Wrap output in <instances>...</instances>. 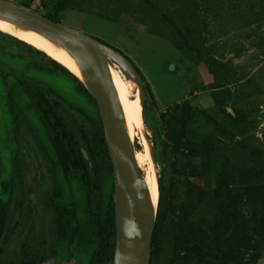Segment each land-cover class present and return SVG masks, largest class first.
<instances>
[{
  "label": "rangeland",
  "instance_id": "obj_1",
  "mask_svg": "<svg viewBox=\"0 0 264 264\" xmlns=\"http://www.w3.org/2000/svg\"><path fill=\"white\" fill-rule=\"evenodd\" d=\"M10 1L21 5L27 3L29 8L43 15L48 11L57 13L60 23L83 30L119 49L137 65L154 95V103L144 106L142 128L151 151L144 152L140 131L135 136L136 158L150 188L152 175L149 167L153 160L158 186L163 180L164 186L168 187L173 177L178 201L185 192L187 180L192 179L191 169L199 161L195 148L176 151L168 146L164 149L161 139L164 130L169 129L174 138L179 133V114H167L169 108L189 99L193 106L214 113L210 88L213 76L198 64L193 53H187L183 42L181 45L175 43L176 38H183L176 36L167 20L161 19L160 10L167 12L168 18L178 16L176 22L179 25L185 22L194 29L196 46L204 56L229 64L228 85L235 91L239 89V93L228 99L226 110L229 113H234L235 108L250 111L251 119L258 124L248 131L247 140L264 149V0H151L159 5L158 12L153 10L151 16L142 19L124 12L118 21L80 12L71 0ZM95 1L100 3L102 0ZM110 5L107 6L113 4ZM135 9L139 11L141 4ZM180 14L183 18H179ZM158 25L161 30L157 29ZM0 31L24 41L0 33V199L8 201L14 196L9 210L8 204H1L3 213L9 211L4 236L9 231L11 233L7 241L0 242V264L18 258V240L24 237L33 221L35 234H40L46 224V232L57 252L40 264H88L93 245L74 239L71 228L65 226L60 214L46 210L42 201L44 192L63 185V197L59 201L65 199L64 202L70 203L75 200L78 215L84 218V190L77 182L69 186L63 181L56 161L50 155L43 121L27 94L18 88V80L20 76L32 79L77 115L83 113L95 118L99 110L74 77L52 69L47 57L38 54L33 45L12 30L0 28ZM113 68L126 79L133 97L135 82L116 64ZM11 105L15 113H12ZM161 114H166L164 120H161ZM203 136L199 121L191 122L188 138L198 144ZM223 153L238 162L231 150ZM113 182V173L104 174V198L110 195ZM55 219L58 222L55 223ZM235 263L264 264V246L258 251L248 250L246 256Z\"/></svg>",
  "mask_w": 264,
  "mask_h": 264
},
{
  "label": "trees",
  "instance_id": "obj_2",
  "mask_svg": "<svg viewBox=\"0 0 264 264\" xmlns=\"http://www.w3.org/2000/svg\"><path fill=\"white\" fill-rule=\"evenodd\" d=\"M71 2L80 12L113 21H118L124 12L142 19L151 16L153 10H160L159 5L151 0ZM22 4L30 7L27 3ZM140 4L141 9L137 11L135 8ZM160 12L163 14L161 19L170 23L176 36L183 38H176L175 43L181 45L183 42L187 53H193L198 64L213 76L210 88L214 113L193 106L189 99L168 110L167 114H179V133L174 138L169 129L164 130L161 138L164 149L168 146L176 151L195 148L199 161L191 169L192 179L187 180L185 192L178 201L174 178L168 187L160 180L151 264H236V261L246 256L248 250L258 251L264 246V149L247 140L248 131L258 123L254 118L251 119L252 114L247 109L235 108L234 113L226 110L228 99H233L234 94L239 93V89L235 91L228 85L229 64L204 56L196 46L194 29L185 22L179 25L176 22L178 16L168 18L167 12ZM45 16L60 22L55 12L48 11ZM157 29L161 30V26L158 25ZM0 33L12 36L2 31ZM36 52L51 61L52 69L62 70L74 77L98 109L95 98L71 71L41 50L37 49ZM30 62L36 65L32 60ZM18 82V88L27 94L43 121L51 152L49 154L56 161L63 181H67L69 186L74 182L82 186L86 215L84 218L79 217L75 200L70 203L64 202L65 199L59 201L63 197V185L43 193L44 207L55 215L60 214L65 226L71 228L74 239L93 245L88 264H114V182L107 198H104L102 191L104 174L113 173V166L99 112L95 118L83 113L77 115L32 79L20 76ZM145 89L147 97L144 106L147 107L154 103V95L147 82ZM11 107L12 113H15L14 106ZM163 116L166 114H161V120H164ZM194 120L199 121V127L204 132L198 144L188 138L189 125ZM230 150L238 162L223 153ZM13 198L10 196L8 201L0 199V242L3 239L7 241L11 233L9 231L4 236V224L9 211L3 213L1 204H8L9 210ZM20 214L23 215L22 209ZM18 223L15 222L16 225ZM45 226L44 223L40 234H35L33 221L24 237L18 240V258H10L7 264H40L57 254Z\"/></svg>",
  "mask_w": 264,
  "mask_h": 264
},
{
  "label": "water",
  "instance_id": "obj_3",
  "mask_svg": "<svg viewBox=\"0 0 264 264\" xmlns=\"http://www.w3.org/2000/svg\"><path fill=\"white\" fill-rule=\"evenodd\" d=\"M0 20L54 37L74 58L77 73L73 74L97 102L113 166L116 225L113 263L151 264L159 199L156 201L138 164L136 137L128 115L108 86L113 64H116L139 85L140 95L146 100L142 73L119 49L27 6L0 0ZM136 205L141 207L142 215L136 210Z\"/></svg>",
  "mask_w": 264,
  "mask_h": 264
},
{
  "label": "bare ground",
  "instance_id": "obj_4",
  "mask_svg": "<svg viewBox=\"0 0 264 264\" xmlns=\"http://www.w3.org/2000/svg\"><path fill=\"white\" fill-rule=\"evenodd\" d=\"M0 28H2L3 30H12V32L19 38L24 39L25 41H27L29 44L33 45L37 49L43 51L46 54H49L57 62L65 66L72 73H77V65H76L74 58L68 53V51L63 46V44L59 40L55 39L54 37L46 33H37V32L25 29L20 26L10 24L2 20H0ZM108 86L117 96L118 100L120 101L124 110L126 111V114L128 115V118L134 129V135L136 136L139 131L141 132L143 142H144L143 146H144L145 152L146 150L150 152L151 151L150 144L148 143V140L144 136L143 130H142L143 123H144L143 122L144 121L143 107H144L145 100L140 95L139 85L136 84L135 94L132 97L129 91L130 86L128 85V82L123 76H121L120 71H116L113 68L112 75L108 78ZM150 164L151 166L149 168H150V172L152 175V188H150V186L148 185L147 176H144V175L143 176L145 178V181L149 189L152 191L156 201H158L159 186L154 176L155 168L153 166V160H151ZM136 210L138 211L140 215H142L143 212L139 205H136Z\"/></svg>",
  "mask_w": 264,
  "mask_h": 264
}]
</instances>
